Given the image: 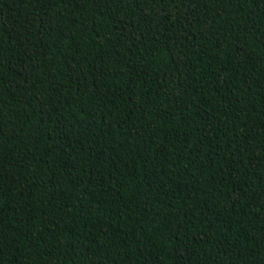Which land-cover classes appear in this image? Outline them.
<instances>
[{
	"label": "trees",
	"instance_id": "1",
	"mask_svg": "<svg viewBox=\"0 0 264 264\" xmlns=\"http://www.w3.org/2000/svg\"><path fill=\"white\" fill-rule=\"evenodd\" d=\"M0 264H264V0H0Z\"/></svg>",
	"mask_w": 264,
	"mask_h": 264
}]
</instances>
